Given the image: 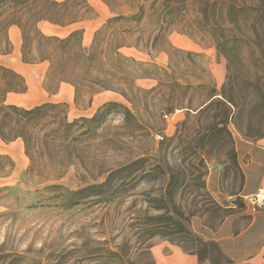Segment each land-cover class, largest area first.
Listing matches in <instances>:
<instances>
[{
	"label": "rangeland",
	"instance_id": "rangeland-1",
	"mask_svg": "<svg viewBox=\"0 0 264 264\" xmlns=\"http://www.w3.org/2000/svg\"><path fill=\"white\" fill-rule=\"evenodd\" d=\"M84 1L73 25L82 40L92 33L81 42L94 48L90 76L125 97L91 96L102 85H90L76 56L75 85L47 78V62L18 74L26 91L7 104H63L70 123L121 108L88 136L76 126L68 150L27 156L22 143L20 161L15 149L0 154V264H155L153 249L167 245L207 264L211 251L195 237L246 210L239 155L264 138V0ZM9 12L0 10V56L12 51L8 25L18 16ZM118 14L124 20L102 29ZM115 52L124 60L112 78Z\"/></svg>",
	"mask_w": 264,
	"mask_h": 264
},
{
	"label": "trees",
	"instance_id": "trees-1",
	"mask_svg": "<svg viewBox=\"0 0 264 264\" xmlns=\"http://www.w3.org/2000/svg\"><path fill=\"white\" fill-rule=\"evenodd\" d=\"M3 8L10 10L8 14L10 17L16 18L18 16L8 26L15 25L21 31L23 40L21 50L22 63L36 64L47 62L49 64L47 78L56 79L57 84L75 85L71 77V64L72 56H76L81 64L79 68L84 78L89 79L90 85H102L100 90L93 91L91 96L103 91H111L125 97L123 92H118L117 89L104 84L105 80L103 82L101 80L98 81L97 78L90 76L92 66L89 63L93 61L94 48L85 49L82 47V30L74 31L64 39L45 36L38 30L40 23H48L57 27L76 24L81 19L82 13L89 9L84 0H64L62 2L54 0H0V10ZM122 20H124V16L118 14L109 19L102 29ZM2 37H4L3 42L6 44V35L4 34ZM32 43H34L32 48L35 57L29 58L27 55L30 53L29 50ZM26 48L28 49L27 52ZM119 48H116V51ZM5 53L7 54V50ZM0 54H2L1 49ZM123 60L117 52L113 53V56L107 60L109 65L114 67L112 78H115L120 70V67L116 66V64H121ZM131 62L133 61L131 60ZM56 88L50 92H55ZM25 91L26 86L23 78L0 64V140L5 144L21 140L27 156L32 149L45 153L58 149L68 150L69 142L74 138L73 129L76 126L84 128L79 135L88 136L93 123L97 122L112 108H121L117 104H107L92 119H80L70 123L67 120L65 105L63 104L46 103L32 109H23L7 104L6 99L9 94H23ZM123 110L125 111L124 117L126 120V115L130 116V114L126 109ZM135 163L129 164L123 170H129ZM106 185L107 183L91 186L87 188V191L101 190ZM195 239L204 246V253L208 250L211 251L209 252L211 254L207 264H216L214 262L215 258H217V264H232L221 253L216 243L201 241L196 237ZM212 253H214V256ZM197 258L199 264H204V259Z\"/></svg>",
	"mask_w": 264,
	"mask_h": 264
},
{
	"label": "crops",
	"instance_id": "crops-1",
	"mask_svg": "<svg viewBox=\"0 0 264 264\" xmlns=\"http://www.w3.org/2000/svg\"><path fill=\"white\" fill-rule=\"evenodd\" d=\"M38 27L47 31L50 36L58 38L67 37L75 29L74 25L57 27L48 23H40ZM7 34L12 51L9 55L0 56V63L27 78L31 73V66L21 61L20 30L17 26H11ZM91 38L92 33L85 28V31L83 30V45H88ZM62 85L69 87L66 84ZM11 95L13 94H9L7 98ZM21 148L20 140L8 144L0 140V154H11L15 149V157L19 161L21 160ZM239 156L242 168V186L239 196L243 198L254 193L261 184L264 174V138L250 144L245 155ZM245 158L247 159L243 162ZM199 235L204 241L216 243L221 253L232 264H264V211L257 215H251L246 210L241 213L235 212L227 216L216 230L211 231L204 228L199 232ZM153 256L155 264H199L195 254L170 245H167V253H163L162 247L153 249Z\"/></svg>",
	"mask_w": 264,
	"mask_h": 264
},
{
	"label": "built area",
	"instance_id": "built-area-1",
	"mask_svg": "<svg viewBox=\"0 0 264 264\" xmlns=\"http://www.w3.org/2000/svg\"><path fill=\"white\" fill-rule=\"evenodd\" d=\"M162 140V137H157ZM245 209L251 215H257L264 211V174L260 186L255 190L254 193L246 195L242 198Z\"/></svg>",
	"mask_w": 264,
	"mask_h": 264
}]
</instances>
